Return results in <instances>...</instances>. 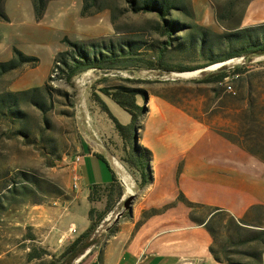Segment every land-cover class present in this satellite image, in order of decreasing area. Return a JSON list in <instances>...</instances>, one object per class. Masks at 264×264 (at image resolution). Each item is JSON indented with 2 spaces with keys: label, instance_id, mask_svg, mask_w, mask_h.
<instances>
[{
  "label": "crops",
  "instance_id": "1",
  "mask_svg": "<svg viewBox=\"0 0 264 264\" xmlns=\"http://www.w3.org/2000/svg\"><path fill=\"white\" fill-rule=\"evenodd\" d=\"M209 91V102L199 103L194 97L190 104L180 103L178 96L150 91L138 142L152 152L153 179L138 187L132 211L112 231L94 233L92 244L69 264H228L216 257L224 258L226 253L260 264L253 251H261L264 264L263 241H247L248 228L253 232L264 228V148L252 146L247 134L239 132L247 130L243 117L248 105L223 103L224 92L217 97ZM103 98L121 123H131L127 110L111 97ZM260 118L264 128V115ZM110 130L120 139L113 123ZM255 135L256 142L264 144V130ZM99 140L81 139L77 152L64 158L71 181L74 173L80 175L78 187L72 181L73 190L66 197L32 207L38 243L55 254L89 229L92 207L102 211L107 206L104 197L91 200V188L110 183L113 172L106 181L91 182L81 172L92 165L94 156L102 154L118 178V171L127 172L124 175L131 176L133 185L137 183L118 156L108 154L109 143ZM76 155L81 157L79 162L74 160ZM126 196L124 190L99 229Z\"/></svg>",
  "mask_w": 264,
  "mask_h": 264
},
{
  "label": "trees",
  "instance_id": "2",
  "mask_svg": "<svg viewBox=\"0 0 264 264\" xmlns=\"http://www.w3.org/2000/svg\"><path fill=\"white\" fill-rule=\"evenodd\" d=\"M6 1L0 0V18L3 19H8ZM32 1L35 16L40 20L44 17L51 0ZM125 1L127 2L126 10L153 15L145 31L133 36L123 35L117 41L112 39L108 41L91 40L81 43L67 36L64 37L63 42L66 48L57 52L54 58L58 78L71 82L76 75L90 68L124 69L133 71V73L142 69L185 72L236 57L250 59L255 55L264 54V22L243 26L247 3L239 7L241 0L221 2L212 0L216 4L217 22L222 27L221 31L200 24L190 0ZM98 3L100 0H83L81 14H87ZM98 7L99 9L94 12L106 6ZM112 19H115L114 12ZM14 51L15 55L12 59L0 61V80L6 73L20 68L25 63L36 64L39 60L36 56L23 53L17 47ZM244 69L245 64H237L231 70L224 66L191 81L209 85V88L216 92L217 97L224 92L223 103L247 104L249 111L245 114V118L243 117L247 130L240 129L239 132L247 134L252 146L262 149L264 144H259L255 140L256 132L264 130L259 123L260 117L264 115V99L260 98L262 92L258 88L259 84L253 81L251 75H231V73L239 74ZM227 77H232L235 93L226 90L225 79ZM126 80L136 81L137 79L126 78ZM228 88L231 89L232 85H228ZM102 91L132 115L131 123L123 124L100 99L103 103L102 107L109 113L122 140L121 145H116L115 154L135 174L137 182L142 187L153 179L152 152L138 142L139 130L143 128L142 120L147 113L146 103L150 92L143 87L127 85H117L113 90L105 87ZM52 94L48 82L27 89L0 92V122H7L9 136L11 134L20 135L25 143L41 148L44 154L57 155V158H60L57 145L45 134V127L50 124L48 112L54 108ZM27 105L35 106L40 110L45 127H39L34 123L33 117L25 107ZM64 112L68 113V111ZM36 131L40 132L41 136L38 137ZM39 140L50 143V146L40 145ZM98 156L113 172V179L106 185H92L91 200L106 198V208L99 211L92 207L89 213L91 219L89 229L60 254H55L43 246L32 244L28 252V261L33 262L32 264H69L73 258L92 244L91 237L107 213L121 199L124 187L120 179L103 155L98 154ZM63 193L61 187L37 172L24 169L2 171L0 173V226L7 228L11 222L23 220L24 211L29 205L48 204L51 196H61ZM230 223L233 222L230 221ZM240 228L243 229V227ZM247 234V241L258 238L264 244V228L256 232L248 228ZM26 235L27 238L35 239L33 233L29 232ZM224 250L225 253L229 251L227 247ZM213 251L218 250L213 248ZM252 254L261 264V251L257 253L253 251ZM216 257L220 261H227L228 264H251L231 257L228 253L224 258L218 255Z\"/></svg>",
  "mask_w": 264,
  "mask_h": 264
},
{
  "label": "rangeland",
  "instance_id": "3",
  "mask_svg": "<svg viewBox=\"0 0 264 264\" xmlns=\"http://www.w3.org/2000/svg\"><path fill=\"white\" fill-rule=\"evenodd\" d=\"M221 1L224 0L219 2ZM190 2L200 24L215 30H222L217 22L216 4L212 0H190ZM244 3L247 4L242 25H255L263 22L264 0H241L239 7ZM100 5L106 7L94 12L99 9ZM82 7L83 0H51L44 17L38 20L32 0H7L8 19L0 18V61L12 59L15 55V47L27 55L39 58L36 64L25 63L20 68L6 73L0 80V92L27 89L48 82L54 100V108L48 112L50 124L45 127L42 114L37 107L28 105L25 107L33 117L34 123L39 127H45L46 137L53 139L52 142L58 147L57 153L61 156L57 158V155L44 154L41 148L25 143L20 135L11 134L9 136L7 122H0V173L5 170L24 169L48 178L64 192L61 196H51L49 201L66 197L73 190L67 161L64 158L77 152L81 139L104 140L109 143L110 152L108 154L110 155L111 152L115 154L117 144H122L120 136V139H117L111 133L110 124L114 122L102 107L103 103L100 99L105 102L103 97L108 96L102 91L105 87L113 90L117 85H127L143 87L149 92L159 90L173 97L178 96L180 103L185 104H190L194 97L195 100L196 97L198 98L199 103H207L211 97V91L207 89L206 84L191 81L195 76L176 79L163 78V75L173 71L142 69L133 73V71L124 69L90 68L76 75L71 82L58 78L54 58L57 52L66 48L63 42L64 37L67 36L81 43L91 40L108 41L112 39L117 41L123 35L133 36L138 32L143 33L148 21L153 18L152 14L126 10L125 0H100V3L94 5L85 15L81 14ZM91 11L93 13L90 14ZM113 12L114 20L112 19ZM237 64H245V69L239 74L231 73V75H251L253 81L259 84L258 88L262 92L260 98L264 99V55L253 57L250 60L244 57L232 58L227 66L231 70ZM202 75H206V72L197 74L196 78ZM126 78L137 80H126ZM232 84L234 85L232 77L225 79L226 89H229L228 85ZM36 134L38 137L41 136L40 132L36 131ZM39 144L50 146V143L41 140ZM92 159V165L87 166L81 172L87 175L89 182L108 180L111 170L107 164L98 156ZM121 164L137 182L135 174L125 164L122 162ZM133 182L135 183L134 180ZM135 186L138 188L140 185L137 182ZM33 206L35 205H29L25 209L23 220L11 222L7 228L0 226V264L33 263L28 261V252L32 244L42 246L38 243V232L32 225ZM109 219L103 222L102 228H97L95 234L106 227ZM29 232L35 235L34 240L27 238L26 234Z\"/></svg>",
  "mask_w": 264,
  "mask_h": 264
},
{
  "label": "water",
  "instance_id": "4",
  "mask_svg": "<svg viewBox=\"0 0 264 264\" xmlns=\"http://www.w3.org/2000/svg\"><path fill=\"white\" fill-rule=\"evenodd\" d=\"M264 54H260V55H255L253 57L256 56H261ZM253 57H251L250 59H252ZM247 60H250L249 58H246ZM230 62L229 60L226 61H222V62H217L214 63L212 65H208L206 67L203 68H199V69H195V70H189V71H185V72H171L167 75H163L164 79H169V78H190L197 76V74L201 73V72H210V71H215L218 70L224 66H227V64ZM217 65V66H214ZM229 68V66H227ZM186 74V75H185ZM120 178V182L122 183V185L124 186L126 192H127V196L123 199L120 209L117 211L116 215L112 218L109 219L106 227H104L103 229H101L98 232V235H103L104 233L108 232L110 229H112L119 221L120 219L124 216V214L126 212H131L133 209V203L136 200L137 196H138V192H139V188H137L136 186H131L129 184V182L125 179V175L121 172L118 171L117 172Z\"/></svg>",
  "mask_w": 264,
  "mask_h": 264
},
{
  "label": "built area",
  "instance_id": "5",
  "mask_svg": "<svg viewBox=\"0 0 264 264\" xmlns=\"http://www.w3.org/2000/svg\"><path fill=\"white\" fill-rule=\"evenodd\" d=\"M228 78H229V77H227L226 79H228ZM226 90L229 91V92L235 93V89H234L233 84H232V88H231V89H226ZM80 159H81L80 155H76L74 160H75V162H79ZM79 180H80V175H79L78 173H74L73 178H72V181H73V186H74L75 188L78 187V185H79ZM72 231H73V232H76L77 229L72 228Z\"/></svg>",
  "mask_w": 264,
  "mask_h": 264
},
{
  "label": "bare ground",
  "instance_id": "6",
  "mask_svg": "<svg viewBox=\"0 0 264 264\" xmlns=\"http://www.w3.org/2000/svg\"><path fill=\"white\" fill-rule=\"evenodd\" d=\"M214 66H217V65H214ZM185 75H186V74H185ZM116 163L118 164L119 167H122V166L120 165V162H119L118 160H116ZM123 171H124V170H123ZM124 173H127V172H124ZM124 173H123V174H124ZM126 175H127V176H125V179L129 182V184H130L131 186H134V185H133V182H131L132 179L130 180V177H131V176L129 177L128 174H126Z\"/></svg>",
  "mask_w": 264,
  "mask_h": 264
}]
</instances>
